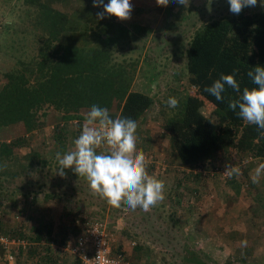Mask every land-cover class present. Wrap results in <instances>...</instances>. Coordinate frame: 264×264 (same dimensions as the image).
Listing matches in <instances>:
<instances>
[{
  "label": "crops",
  "instance_id": "crops-1",
  "mask_svg": "<svg viewBox=\"0 0 264 264\" xmlns=\"http://www.w3.org/2000/svg\"><path fill=\"white\" fill-rule=\"evenodd\" d=\"M222 2L228 0H189L186 6L177 0H169L166 6H158L156 0H130L133 5L130 18L123 20L107 13L103 19H98L96 14L103 11V6L94 7L93 0H64L63 4L60 0L57 3L62 4V8L69 13L67 30L63 32L62 40L86 49H109L116 53L133 52L132 57H137L133 58L137 71L130 90L145 93L153 99L152 87L148 82L153 78L155 80V75L151 78L148 74L140 72L141 67L149 62L148 58L152 56L147 53V45L149 48L152 47L149 46L152 43L149 38L157 28L158 19L162 20L167 14L168 22L182 24L186 19L205 16H196V11L201 12L210 4L214 6ZM107 3L108 0H104V4ZM15 6L17 11L20 3ZM221 9L212 7L204 13L217 12L218 15L212 18L231 13L228 7L222 11ZM262 9L264 0H257L255 7H245L240 14L258 12ZM5 12L6 7L0 4V18H3ZM233 15L235 14L231 13L229 16ZM151 20L152 24L149 22ZM164 26H167L166 21ZM122 32L133 35L137 33L141 39L147 34L148 39L145 40L146 44L142 49L136 50L132 44L125 45L121 42ZM138 36H133V39L131 37L129 42L136 44ZM0 47L5 49L3 43ZM18 47L15 44L14 53ZM153 47L157 48L154 45ZM149 50L152 52V49ZM170 61L172 62L164 60L165 65L172 64L174 67L176 61ZM159 80L163 78L160 77ZM147 128L149 138L136 134L137 150H142L145 154L148 174L162 180L165 185L164 199L151 210L156 211L159 208L170 212L175 205L176 208L182 207V222L179 216L178 221L173 220L174 213L173 222L188 229L196 227L205 245L208 244L210 248L214 245L220 246L217 249L221 250L220 254L215 251L216 255L226 260H240L243 264H249L251 260H257V264H264V174L261 175L259 183L254 184L251 180L257 165L264 163V157L239 154L235 147L228 146L214 151L201 165L198 164L200 166L197 170H194L193 167L190 169L191 166L180 163L175 157L169 139L159 137L161 133H157L155 126L149 125ZM72 142L68 143L64 153L74 148ZM97 153L99 154L98 149ZM20 161L17 162V168L11 171L13 174L6 173L12 179L10 185H7L11 188L7 189L2 185L9 180L2 178L4 173L0 174V235L19 241L10 249L0 245V264H79L77 257L69 248L82 231L76 219L85 213L106 221L111 253L113 256L121 255L124 264H152L149 262L150 259L161 256L162 252L157 249L135 246V241L130 239L134 230L126 229L127 226L125 228L119 226V222H122L120 217L112 215L116 210L128 214L136 209L110 206L89 188L85 189L84 177L78 176L75 172L64 170L63 177L58 175L56 155L45 153L43 156L31 157L28 169L22 168L27 161ZM225 163L238 166L242 174L234 175L231 179L225 176L222 179V186L211 189L212 182H208L211 177L206 174L205 168H211V172L215 174L213 168ZM189 170L201 173L198 179L204 185L199 186L194 181L193 187L187 190L181 188V185H184L182 181L186 180L180 179L183 175L180 171ZM126 224L132 226L128 220ZM147 236L143 235L144 238L139 236V239L141 238L139 243L144 245L149 240L152 241ZM22 243H25V246ZM10 255L12 258H9Z\"/></svg>",
  "mask_w": 264,
  "mask_h": 264
},
{
  "label": "trees",
  "instance_id": "trees-1",
  "mask_svg": "<svg viewBox=\"0 0 264 264\" xmlns=\"http://www.w3.org/2000/svg\"><path fill=\"white\" fill-rule=\"evenodd\" d=\"M12 1L0 0L7 11L0 18V44L5 48L0 47L4 55L0 58V129L12 128L16 136L0 140V174H13L9 167L20 160L27 161L22 168L28 169L29 158L38 154L29 150L24 135L48 123L54 111L90 109L93 104L110 110L117 105V117L139 123L152 106V98L131 91L132 78L127 81L124 74L111 71L107 49H86L62 40L69 22V13L62 8L64 0L62 4L57 3L60 0ZM17 3L31 9V23L22 20L21 9L15 10ZM27 33L36 42L30 60L13 52ZM257 65L264 67V9L211 19L195 31L186 64L194 88L186 96L181 117L164 125L181 164L190 168L201 165L214 151L229 145L239 154L264 157V130L240 118L238 109L234 112L228 107L239 94L225 85L221 102L205 91L222 73L233 74L241 91L246 86L256 87L247 73ZM55 128L53 146L64 153L69 143L67 129ZM79 133L80 126L74 139ZM20 147L28 150L19 155Z\"/></svg>",
  "mask_w": 264,
  "mask_h": 264
},
{
  "label": "rangeland",
  "instance_id": "rangeland-1",
  "mask_svg": "<svg viewBox=\"0 0 264 264\" xmlns=\"http://www.w3.org/2000/svg\"><path fill=\"white\" fill-rule=\"evenodd\" d=\"M212 7L213 9L217 8L218 10L222 8V11L225 8L227 9V7L229 8V5L228 2L214 4V6H211L210 4L206 6L204 10H201V12H195L196 16L205 15L204 17H197L196 19H186L182 22V24H174L171 21L168 22L167 16L169 15L165 14V18H162V20L158 19L157 28H155L156 30H154L150 34L149 39L152 43H150L149 46L152 47L149 48L147 45V53L152 56L151 58H148L149 62H146V64L141 67L140 73H146L150 77L155 75L156 79L154 80L153 78L151 82H148L149 86L152 87V106L147 109V111L145 112L143 117H141L138 123V134L141 136L144 135V138H149L150 133L147 127L149 125H153L155 126V128H157V133H161L159 137L165 140L168 139V135L164 129L165 123L172 118L181 117L186 102V96L188 92L194 88L193 84L189 81L191 75L189 74L186 66L188 49H186V47L187 45L189 47L190 40L193 37L195 31L199 30L201 26L207 21L218 18V16L212 18L214 17V15H218L217 12H211L209 14L208 11L204 13L207 9H211ZM20 9L22 14V20L31 23V19L34 17L31 9L21 4L18 10ZM229 15H231V13ZM229 15L225 14L221 17H227ZM164 21L167 22V26H164ZM149 22L150 24L153 23L152 20ZM148 23L146 24L148 25ZM22 27H24V23L22 24ZM133 36H138V34L135 33L133 35L129 32H122V34H120V37L122 38L121 42L125 45L132 44L133 47L136 48V50L142 49L143 45L146 44L145 40L148 39V35L145 34L142 39L139 38L140 36H138V41L136 44L129 42V39H131V37L133 39ZM35 44L36 42L34 41V36H32L31 33H27V35H25V38L20 41V47L18 49V52L16 51V55L20 54V57L22 59L30 60L35 52ZM172 44L174 45V47ZM153 45L155 47L157 46V48H154ZM158 45L163 46L160 47ZM149 49H152V52ZM107 51V59L111 71L115 74L118 73V75L119 73L124 74V77H126L127 81L132 78V85L133 79L135 77L134 74L136 75L135 71H137V65L133 58L137 59V57H132L131 54H134L133 52L125 51L116 53L109 49H107ZM137 52L140 53V51ZM3 56L4 55L0 53V58H3ZM164 60L168 62H172L170 60H175V68L172 67V64L170 66H166ZM160 77H162L163 80H159ZM169 97H175L179 101L177 107L172 108L168 106L167 100L169 99ZM119 109L120 106L115 105L113 106V108L108 110L110 117L115 119L119 114ZM89 110L90 109L84 108L79 110L68 109L64 110L63 112L54 111L50 115L48 123L41 126L40 129L33 130L31 133L24 135L28 138L29 143L27 147H29V150L36 151L35 153L38 154V156H43L45 153L50 155H56L58 150L61 149H58L57 147L53 146V135L57 131L55 126L59 125L60 127H64L67 129L68 137L66 138V142L68 141L70 143L72 140L74 141L75 133L77 132V128H79V126L81 130L84 120L86 118V113ZM161 129H163V131ZM15 136L16 135L14 134V129L12 128L7 130L0 129V140H9L14 138ZM27 147H20V150L17 151L18 154H23L26 150H28ZM101 151H104L103 147L98 148V152ZM7 163L9 164V162ZM199 166H194L193 169L197 170ZM9 168L11 170L15 169L17 168V164H14L13 168L12 166ZM65 170L68 172H73L72 169H69L70 171L67 169ZM205 170L206 174L210 175L211 177L208 179V182H212L210 183L211 189H215L217 186H222V179L223 177H225L224 165L214 167L213 171L215 174L211 172V168H205ZM180 172L181 174L183 173L180 179H185L187 181H182L184 185H181V188L187 190L190 187H193L192 183L194 181H196L199 186L204 185L202 182H199L198 179V176L199 174L201 175V173H194L193 170ZM3 175L4 176H2V178L4 180L9 181H5L2 185H4L7 189L11 188V186H7L10 185V183L12 182L11 177L7 176L6 173H4ZM84 181V188L90 189L86 179ZM211 192L214 194L213 190ZM155 206H158V203ZM155 206L151 207L148 212H145L141 210L140 207H137L136 211H132L128 214L124 213V211L119 210H116V212H114L115 214H112L113 216L115 215L117 217H120V220L122 222H119V226H124L123 228L127 226L126 229L134 230L133 236L130 239H133L135 241V246H139L141 248L145 246V248L147 247L153 250L157 249L158 251H160V253L162 252L159 258L149 260V262H151L152 264H243L242 262H240V260H226L223 259L221 256L219 257V255H216L217 253L220 254L221 250H217L220 246L214 245L212 248H210L208 244L205 245L200 237V234L197 232L198 230L196 229V227L188 229L180 225L177 226L173 222V220L178 221L177 216H179L182 222V207L176 208L177 205H175L172 211L170 212H166L165 209L160 210L159 208H157L156 211H152L151 209H155ZM132 213H136V215H132ZM173 213L175 217L174 219ZM131 218H134L135 220ZM126 220H128V223H132V226L126 224ZM143 235H149V237H147L151 238L152 241L149 240L147 243H144V245H142L143 243H139L141 241V238L139 239V236H142V238H144ZM215 251H217V253H214ZM257 263V260H251L249 262V264Z\"/></svg>",
  "mask_w": 264,
  "mask_h": 264
},
{
  "label": "clouds",
  "instance_id": "clouds-1",
  "mask_svg": "<svg viewBox=\"0 0 264 264\" xmlns=\"http://www.w3.org/2000/svg\"><path fill=\"white\" fill-rule=\"evenodd\" d=\"M169 0H156L158 6H166ZM187 5L189 0H177ZM257 0H228L229 11L235 15L245 7H255ZM93 6H103L97 18L103 19L105 13L114 15L119 19H129L133 8L130 0H93ZM256 87L240 85L233 74L222 73L205 91L214 96L217 101H223L222 93L225 85L239 94V98L230 101L228 107L237 112V115L248 124H254L258 129L264 130V67L255 66L248 71ZM169 107L175 108L179 101L175 97L167 100ZM138 124L128 117L111 118L107 108L93 104L86 113L83 126L78 137L73 141L74 148L63 155L56 153L58 162L57 174L64 176L65 169L86 179L93 194L114 207H128L135 210L137 207L148 211L159 201L164 199V182L151 176L147 172L145 154L137 150L136 130ZM104 147V151L97 153V149ZM224 174L231 179L234 175H241V169L228 163L224 165ZM264 174V163L255 168L251 180L259 183Z\"/></svg>",
  "mask_w": 264,
  "mask_h": 264
},
{
  "label": "built area",
  "instance_id": "built-area-1",
  "mask_svg": "<svg viewBox=\"0 0 264 264\" xmlns=\"http://www.w3.org/2000/svg\"><path fill=\"white\" fill-rule=\"evenodd\" d=\"M76 223L82 231L69 249L79 264H124L121 255L113 256L111 253L110 235L104 219L85 213L78 216ZM17 243L16 239L0 235V245L6 249Z\"/></svg>",
  "mask_w": 264,
  "mask_h": 264
}]
</instances>
